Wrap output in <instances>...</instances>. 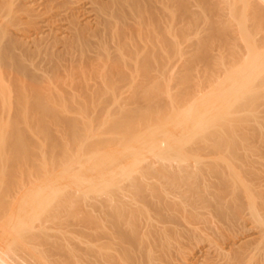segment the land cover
<instances>
[{
    "label": "bare ground",
    "instance_id": "obj_1",
    "mask_svg": "<svg viewBox=\"0 0 264 264\" xmlns=\"http://www.w3.org/2000/svg\"><path fill=\"white\" fill-rule=\"evenodd\" d=\"M88 2L0 0V264H264V0Z\"/></svg>",
    "mask_w": 264,
    "mask_h": 264
},
{
    "label": "rangeland",
    "instance_id": "obj_2",
    "mask_svg": "<svg viewBox=\"0 0 264 264\" xmlns=\"http://www.w3.org/2000/svg\"><path fill=\"white\" fill-rule=\"evenodd\" d=\"M80 3L78 4L79 5V7H81L83 10L82 11H84V12H87L89 15H90V17H92V18H94V16H95V12H96V10H95V8L93 9V6H92V4H90L88 1L89 0H78ZM87 5L88 4V8L86 7V6H84V5ZM77 5V6H78ZM84 7H86V8H84ZM42 7H40V9H41ZM48 8V7H47ZM46 7H43V11L42 10H40V11H38V12H44V13H42L43 15H45V16H43L42 18H41V14H39V17H40V19L42 20V21H40V19L39 20H37V23L39 24V26H43V24H46L45 22H47L48 20L50 21V19L52 18V15L54 14V11L52 10V9H50V7H49V11L47 12V10H44V9H47ZM50 10H52L51 12H50ZM218 8L216 9V10H214L213 9V14H217L216 12H218ZM216 11V12H215ZM45 12H47L48 13V15L47 14H45ZM88 14H87V16H88ZM47 15V16H46ZM50 15V16H49ZM92 15H94V16H92ZM50 19H49V18ZM25 19V20H24ZM26 19L27 18H23V22L24 21H26ZM44 19V20H43ZM46 19H48V20H46ZM26 22H29V20L27 19V21ZM26 22L25 23H23L21 26H22V28H23V25H25V27L24 28H26ZM40 22V23H39ZM28 25V24H27ZM29 26H31V25H29ZM45 26V25H44ZM28 27V26H27ZM19 28H21L20 26H19ZM31 28V27H30ZM29 27L28 28H26V30L24 29V32L26 31V33H27V35H29V34H31V33H33L32 31L33 30H31V31H29V29H30ZM32 28H34V27H32ZM31 28V29H32ZM44 29H46V28H44ZM20 30H22V29H20ZM23 31V30H22ZM28 31H29V33H28ZM23 32V33H24ZM31 32V33H30ZM25 34V33H24ZM203 34H205V31L204 32H202V35ZM174 62V61H173ZM173 62H171V63H169V64H167V66L165 67L166 69H168L169 70V67H170V69L171 70H178V69H184V68H179V66L180 65H183V63H182V61L181 62H175V63H173ZM178 67V68H177ZM164 68V67H163ZM256 231H258V230H256V229H253V228H251V230H248V232L246 231V232H244V234H242L241 236H240V238H242L243 237V239H245L246 237H248V236H254V238H256L257 236V232ZM171 246H173V245H171ZM174 247V246H173ZM173 247H171V249H173ZM204 247V244H200L198 247H195L196 249L195 250H193L192 252H194L195 251V254L193 253V255L192 256H196V254H197V256L196 257H198V258H196V259H198V260H201L202 258V254L200 253V249L201 248H203ZM191 252V253H192ZM201 255V256H200ZM191 256V257H192ZM194 257H192V258H194Z\"/></svg>",
    "mask_w": 264,
    "mask_h": 264
}]
</instances>
